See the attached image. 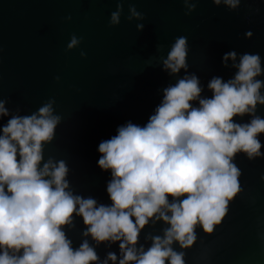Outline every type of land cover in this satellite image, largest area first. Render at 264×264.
Segmentation results:
<instances>
[{
    "label": "water",
    "instance_id": "1",
    "mask_svg": "<svg viewBox=\"0 0 264 264\" xmlns=\"http://www.w3.org/2000/svg\"><path fill=\"white\" fill-rule=\"evenodd\" d=\"M130 7L142 18L129 20ZM116 10V0H0V99L9 110L0 126L12 115H31L54 99L53 115L61 120L54 139L44 145V161H65L66 190L107 205L112 177L98 167L100 142L128 122L144 126L162 101L163 89L185 75L195 74L201 97L210 98L209 81L233 79L238 71L233 64L241 54H259L264 70V0H241L236 9L223 0L219 5L213 0H188L187 5L183 0H125L120 23L111 26ZM249 31L252 35L246 36ZM73 35L81 43L68 50ZM180 36L188 41V68L171 74L162 59ZM232 51L236 60L224 61ZM256 79L264 80V74ZM260 91L264 95V87ZM256 114L264 118V105H257ZM234 119L247 123L251 117ZM258 139L264 154V134ZM234 163L241 170L240 191L225 218L211 234L198 225L196 242L188 249L172 244L185 253V264H264V155L249 160L238 153ZM73 221L64 230L74 248L87 240L97 252V264L110 252L119 264V242L97 244L83 235L81 217ZM168 227L163 220H149L136 248L146 251L151 237H163Z\"/></svg>",
    "mask_w": 264,
    "mask_h": 264
},
{
    "label": "clouds",
    "instance_id": "2",
    "mask_svg": "<svg viewBox=\"0 0 264 264\" xmlns=\"http://www.w3.org/2000/svg\"><path fill=\"white\" fill-rule=\"evenodd\" d=\"M124 2L116 0L111 26L120 23ZM223 3L236 9L241 0ZM129 11V20L142 18L135 7ZM81 39L73 35L67 49L76 48ZM187 44L184 36L175 39L162 59L165 70H187ZM236 56L232 51L223 59L235 61ZM233 67L238 69L233 79L209 81L210 98L201 97L195 74L185 75L163 89L162 101L144 126L128 122L100 142L97 164L111 173V205L67 191L66 162L44 161V145L54 139L61 120L53 115L54 99L31 115H12L0 126V264H97V252L87 240L74 248L66 235L74 216L86 226L83 235L97 244L119 242V264H185V253L172 244L188 249L196 242L198 225L211 234L225 218L240 191L236 155L245 153L249 160L264 155L258 139L264 134V118L256 114L257 105H264V80L256 79L264 74L261 57L243 53ZM5 103L0 99V117L9 116ZM244 115L251 117L249 122L235 121ZM153 218L169 227L163 237H151L146 251L137 249L141 230ZM108 261L115 264L116 254L108 253L103 264Z\"/></svg>",
    "mask_w": 264,
    "mask_h": 264
}]
</instances>
